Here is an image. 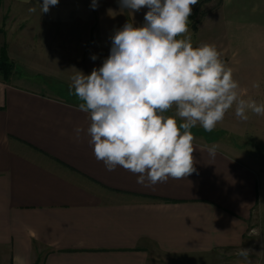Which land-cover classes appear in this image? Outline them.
Wrapping results in <instances>:
<instances>
[{
	"label": "crops",
	"instance_id": "1",
	"mask_svg": "<svg viewBox=\"0 0 264 264\" xmlns=\"http://www.w3.org/2000/svg\"><path fill=\"white\" fill-rule=\"evenodd\" d=\"M96 2L59 0L42 14L43 0H0V21L6 15L30 37L74 44L60 48L65 54H84L91 37L110 53L116 30L145 23L146 7ZM11 78L0 73V264H242L237 252L249 247L252 264H264V237L249 221L258 172L240 158L237 143L194 135L195 172L138 183L136 174L108 171L95 158L89 114L79 103Z\"/></svg>",
	"mask_w": 264,
	"mask_h": 264
},
{
	"label": "clouds",
	"instance_id": "2",
	"mask_svg": "<svg viewBox=\"0 0 264 264\" xmlns=\"http://www.w3.org/2000/svg\"><path fill=\"white\" fill-rule=\"evenodd\" d=\"M59 0H43L41 13ZM198 0H120L122 9L147 8L145 23L127 22L111 37L110 54L89 75L76 70L70 88L88 113L95 158L108 171L118 166L137 175V182L151 184L183 179L196 171L193 155L200 125L211 132L235 106V115L264 116V103L244 98L214 44L193 46L188 20ZM97 2L93 0L92 7ZM36 6L29 8L35 12ZM92 60L97 56L93 55ZM252 87L259 88L258 81ZM3 103L0 95V104ZM175 108V116L165 115ZM83 131L75 129L77 136ZM217 145L207 147L215 158ZM251 249L241 248L242 264Z\"/></svg>",
	"mask_w": 264,
	"mask_h": 264
},
{
	"label": "rangeland",
	"instance_id": "3",
	"mask_svg": "<svg viewBox=\"0 0 264 264\" xmlns=\"http://www.w3.org/2000/svg\"><path fill=\"white\" fill-rule=\"evenodd\" d=\"M219 1L203 2L192 8L188 20L191 42L194 47L202 43L214 44L224 63L233 70L243 97L264 103V0H227L224 7L219 6ZM219 15L222 16L220 21ZM0 25L5 28L0 31V52L7 49L11 58L12 62L8 59L12 64L11 80L74 103H80L74 89L70 88L76 70L89 75L110 54L95 45L92 37L86 43L84 54H65L60 48L75 45H66L57 37L48 39L49 42L46 38L30 37L27 31L20 32L22 23L12 22L6 15ZM77 40L80 41L79 37ZM93 55L97 56L96 60L91 59ZM255 81L259 82V88L252 87ZM165 115L175 117L178 123L183 122L175 116V108ZM248 115V120H240L233 106L213 131L207 132L200 125L191 131L202 138L209 135L216 140L237 143L241 148L240 158L257 170L259 198L249 221L253 233L264 237V116L251 112ZM196 129L204 131L195 132ZM248 249H251L250 255L256 252L252 247Z\"/></svg>",
	"mask_w": 264,
	"mask_h": 264
},
{
	"label": "trees",
	"instance_id": "4",
	"mask_svg": "<svg viewBox=\"0 0 264 264\" xmlns=\"http://www.w3.org/2000/svg\"><path fill=\"white\" fill-rule=\"evenodd\" d=\"M1 55H0V73L3 75V77L5 79H8V76L11 74L12 72V64L9 62L8 58H7V54L5 49L1 50ZM204 131L203 129H196L195 132H202ZM215 133V132H213ZM207 140H216L215 136H207L205 137Z\"/></svg>",
	"mask_w": 264,
	"mask_h": 264
}]
</instances>
